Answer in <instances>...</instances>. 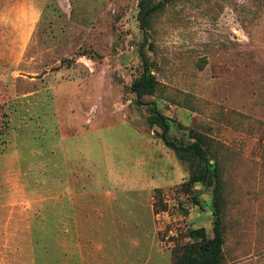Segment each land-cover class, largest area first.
<instances>
[{
    "label": "rangeland",
    "instance_id": "1",
    "mask_svg": "<svg viewBox=\"0 0 264 264\" xmlns=\"http://www.w3.org/2000/svg\"><path fill=\"white\" fill-rule=\"evenodd\" d=\"M139 2L0 0V264H172L212 237L213 186L181 190L156 113L218 165L222 264H264V0H151L144 28Z\"/></svg>",
    "mask_w": 264,
    "mask_h": 264
},
{
    "label": "trees",
    "instance_id": "2",
    "mask_svg": "<svg viewBox=\"0 0 264 264\" xmlns=\"http://www.w3.org/2000/svg\"><path fill=\"white\" fill-rule=\"evenodd\" d=\"M151 0H140L139 2V19L141 26H146V18L152 12L154 5L150 4ZM156 79L149 72L143 73L132 83V90L138 96L151 94L154 91ZM151 123L159 126L162 130L161 137L165 144L173 148L180 157L187 156L193 160L191 173L180 186L183 192L194 190L197 183L213 186L214 190V222L213 236L207 237L205 227L189 229L188 236L193 242L181 245L174 250L172 264H222V246H223V225L221 218L222 203V181L218 165L211 164L207 157L203 139L199 135H193L195 140L187 145L178 144L167 135L169 123L166 117L160 113H156L150 118ZM158 191V189H156ZM197 202V201H196ZM155 210H165V205L161 197L156 200Z\"/></svg>",
    "mask_w": 264,
    "mask_h": 264
},
{
    "label": "crops",
    "instance_id": "3",
    "mask_svg": "<svg viewBox=\"0 0 264 264\" xmlns=\"http://www.w3.org/2000/svg\"><path fill=\"white\" fill-rule=\"evenodd\" d=\"M7 204H8V203H7ZM7 204H5V202H4V203H1L0 206H7Z\"/></svg>",
    "mask_w": 264,
    "mask_h": 264
}]
</instances>
